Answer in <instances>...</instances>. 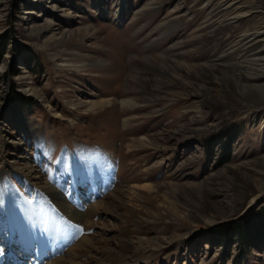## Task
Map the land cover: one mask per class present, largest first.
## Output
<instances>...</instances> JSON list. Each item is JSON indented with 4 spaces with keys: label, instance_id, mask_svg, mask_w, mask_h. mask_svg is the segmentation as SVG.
I'll use <instances>...</instances> for the list:
<instances>
[{
    "label": "rangeland",
    "instance_id": "obj_1",
    "mask_svg": "<svg viewBox=\"0 0 264 264\" xmlns=\"http://www.w3.org/2000/svg\"><path fill=\"white\" fill-rule=\"evenodd\" d=\"M263 33L264 0H0V226L28 163L106 205L55 260L264 264Z\"/></svg>",
    "mask_w": 264,
    "mask_h": 264
},
{
    "label": "bare ground",
    "instance_id": "obj_2",
    "mask_svg": "<svg viewBox=\"0 0 264 264\" xmlns=\"http://www.w3.org/2000/svg\"><path fill=\"white\" fill-rule=\"evenodd\" d=\"M264 34V33H263ZM107 102H105V100L103 101H101V102H93V103H90L91 105H90V108H94V106H103L104 104H106ZM133 103V101H131V100H122L121 102H120V104H121V106H123V107H131V104ZM122 107V108H123ZM128 121H130V120H128ZM124 122H127L126 120L124 121ZM125 125H126V123H125ZM142 140L144 141V140H146L145 138H143V139H141V142H142ZM147 141V140H146ZM139 142V141H138ZM137 142V143H138ZM140 143V142H139ZM27 165V166H26ZM22 167H21V172L22 173H24V175L28 178V179H30V180H35L36 182L35 183H37V184H42V188L47 192V194H49V195H53L54 197H55V200L57 199V200H59V201H62V202H64V196L61 194V192L57 189V188H55V187H53L52 185H51V183L50 182H42L41 180H40V177L38 176V174H37V171L35 170V168L33 167V166H30V165H28V163L27 164H25V165H21ZM40 180V181H39ZM150 186V185H149ZM1 187V189H0V192L3 194V195H5V193H4V191H3V189H2V187L3 186H0ZM137 191V190H141L140 189V187L138 188V186H132V187H129V188H127V189H122V190H120V194H121V197L120 198H117L116 200L117 201H119V202H121L122 200H123V198H126V194H128V193H131V192H134V191ZM117 192V191H116ZM115 192V193H116ZM119 192V191H118ZM114 193V194H115ZM129 195V194H128ZM20 197H18V196H14V199H16V200H21V202L22 203H24V201H22V198L21 199H19ZM113 198H114V196H113ZM121 200V201H120ZM125 200V199H124ZM71 201V200H70ZM255 201H256V199H253L252 201H251V204H254L255 203ZM62 206H63V208L66 210V211H68L71 215H73L76 219H78V220H81V221H83L84 219H88V218H91V216L92 215H95L96 213H98L99 211H100V209L101 210H104V211H106V205H104V203L102 202V201H100V202H98V203H95V205L92 207L91 206V208L89 209V211L88 212H83L82 213V211H72L73 209H74V205H73V203L72 202H69L68 200H67V202H66V206L65 205H63L62 204ZM25 212H26V209H25ZM11 214H10V218H11V221H12V219L14 218V220L16 221V219H15V217H14V215L12 214V212H10ZM85 221V220H84ZM141 222L140 221H138V222H135L134 223V227H140L139 226V224H140ZM17 224V223H16ZM143 224V223H142ZM38 225V224H37ZM23 233H24V231H26V233L28 232V230L26 229V228H24L23 230ZM13 235V234H12ZM43 239V238H42ZM45 241H46V247L47 246H49L50 245V239H45ZM13 242V241H12ZM52 243H54V241H52ZM85 245H87V246H89V251H85V249H84V246ZM53 248L55 249V246H53ZM94 249V247H93V243H91V240L89 239V238H87V237H85V239H83L79 244H77V245H75L73 248H71L70 249V253L72 254V259L73 260H71V261H66V259H64V258H58L57 260H55V261H52V264H89V263H83V262H79V259H81V257L82 256H86V257H88V258H90V252L92 251ZM8 254V251H4V259H6V255ZM0 263H1V260H0Z\"/></svg>",
    "mask_w": 264,
    "mask_h": 264
},
{
    "label": "trees",
    "instance_id": "obj_3",
    "mask_svg": "<svg viewBox=\"0 0 264 264\" xmlns=\"http://www.w3.org/2000/svg\"><path fill=\"white\" fill-rule=\"evenodd\" d=\"M241 223L236 224L235 226H233V228L237 227L238 230L234 229V231L237 233L238 231L240 232L241 236L245 239L247 238V232L245 229H247L248 231H250L249 227H247V223L244 221H240ZM233 225V224H232ZM231 225V226H232ZM252 226V225H251ZM222 233V231H221Z\"/></svg>",
    "mask_w": 264,
    "mask_h": 264
}]
</instances>
